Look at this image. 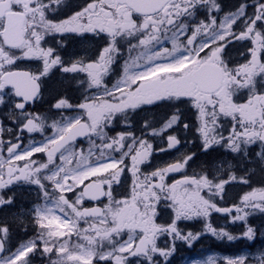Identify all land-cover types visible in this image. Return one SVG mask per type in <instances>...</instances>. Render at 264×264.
I'll use <instances>...</instances> for the list:
<instances>
[{
    "label": "snow or ice",
    "instance_id": "1",
    "mask_svg": "<svg viewBox=\"0 0 264 264\" xmlns=\"http://www.w3.org/2000/svg\"><path fill=\"white\" fill-rule=\"evenodd\" d=\"M204 236L245 247L188 264H264V0H0V264Z\"/></svg>",
    "mask_w": 264,
    "mask_h": 264
},
{
    "label": "flooded vegetation",
    "instance_id": "2",
    "mask_svg": "<svg viewBox=\"0 0 264 264\" xmlns=\"http://www.w3.org/2000/svg\"><path fill=\"white\" fill-rule=\"evenodd\" d=\"M223 3L226 7H231V5L234 3V0H223ZM48 92L49 93H55L56 91L61 89V84L57 80H52L48 84ZM47 97V93H46ZM143 115V114H142ZM148 115H155L157 119L160 118L162 115L161 111H157L155 113H149ZM137 119H140V117H137ZM172 156H174V153H161L158 156L154 157V163L163 164L167 161H169ZM254 179L259 180L260 176L257 175ZM237 190L233 189L230 193V198L232 195L235 194ZM213 221L216 225H224L226 223L225 218L220 216L219 214H216L213 216ZM259 222L258 220L256 221ZM228 227L233 232H238L239 228L234 225H228ZM194 230L199 228V225H193ZM244 247V242H236V243H222L210 236H204L192 249L185 248L183 245H180L178 247V251L176 254V257L173 261V264H188V260L192 257L197 258H204L207 254L215 253L217 255H226V254H234L241 250Z\"/></svg>",
    "mask_w": 264,
    "mask_h": 264
},
{
    "label": "rangeland",
    "instance_id": "3",
    "mask_svg": "<svg viewBox=\"0 0 264 264\" xmlns=\"http://www.w3.org/2000/svg\"><path fill=\"white\" fill-rule=\"evenodd\" d=\"M244 247H245V242H244ZM244 247H243V248H244ZM243 248H242V249H243Z\"/></svg>",
    "mask_w": 264,
    "mask_h": 264
}]
</instances>
